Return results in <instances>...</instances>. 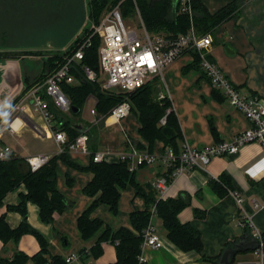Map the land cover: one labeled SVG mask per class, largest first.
I'll list each match as a JSON object with an SVG mask.
<instances>
[{
  "label": "crops",
  "instance_id": "0c3cea01",
  "mask_svg": "<svg viewBox=\"0 0 264 264\" xmlns=\"http://www.w3.org/2000/svg\"><path fill=\"white\" fill-rule=\"evenodd\" d=\"M200 1L210 12H215L231 0ZM4 2L2 8L7 5L8 0H2V3ZM263 8L264 0H244L235 16L210 32L213 43L206 50L208 57L217 62L243 94H256L262 97H264ZM137 12L140 21L142 16L139 9ZM2 20L0 17V25L4 26ZM142 22L144 23L143 18ZM4 29L0 28L2 39L7 33ZM0 50L10 49L8 46H2ZM27 56L34 55L22 54L19 58L0 57V128L4 129L0 134V140L3 141L0 146L8 145L13 153L23 157L37 153L58 154L63 150V146L53 137V129L59 128L54 113L53 118L47 122L31 104H24L23 114L13 119L14 108L22 102L28 90L26 88L37 83L31 81L34 80L36 73L32 77L28 73H23L21 60ZM193 60V51L190 49L168 65L159 75L160 93H167L172 101L182 129L181 145L189 142L192 146L201 148L216 142L212 132L213 126L218 132L219 139L223 141L232 139L239 131L251 126V122L238 107L232 105L224 94H221L220 90L219 94L215 95L214 87L209 77L204 75L201 66L199 68L189 66ZM26 77H30V80L27 81ZM74 122L82 127L88 126L79 121ZM120 122L126 131H116V138L111 143H100L98 139L100 134L96 130L90 135V152L68 148L67 154L72 163L58 160L57 186L71 204L52 222H44L39 214V206L32 201L27 202V220L48 239L50 255L65 257L71 253H80L83 249L86 251L96 243L103 231L104 226L94 236L85 239L78 226L80 215L96 197L86 194L83 190L93 177V173L87 168L92 154L96 151L110 150L113 159L109 162H117L119 153L138 147L137 141L145 145V148L141 149L149 150L147 141L139 133L140 121L133 110ZM9 123H12L13 129L9 128ZM165 148L164 142L157 140L152 151H149L160 154ZM166 170L163 161L158 159L154 164L141 165L132 171H135V180L142 186V191L154 192L157 198L188 196L189 203L178 216L181 222L191 223L199 229L206 255L220 254L231 241L249 232L241 224L244 216L249 226L251 224V227L258 229L261 234L264 233V145L261 142H247L236 153L213 156L205 168L197 167L175 175L171 174L172 180L167 192L161 195L152 182ZM222 173L231 178L233 189L219 194L211 180L218 179ZM234 191L243 197L242 205L238 203ZM26 192L27 187L22 183L9 191L0 205V215H5L11 227L18 226L23 215L9 206L19 204L21 195ZM254 199L259 203L258 206L254 205ZM146 206V197L143 193L137 192L133 184H128L121 189L119 210L116 213L108 204L101 203L94 207L90 217L101 218L105 225L114 230L120 226L133 228L130 213L142 210ZM197 211H203L204 215L198 216ZM151 220L161 234L164 246L146 250L150 264H215L203 259L200 252L181 250L171 241L162 218L156 213H153ZM250 231L252 232L251 229ZM102 246L103 251L99 256L95 257L86 251L73 264H111L116 261V244L106 240L102 242ZM39 249L40 243L31 233L23 234L18 241L5 242L0 239L2 257H12L17 250L33 255ZM26 264H33V261L30 260Z\"/></svg>",
  "mask_w": 264,
  "mask_h": 264
},
{
  "label": "trees",
  "instance_id": "16d2710c",
  "mask_svg": "<svg viewBox=\"0 0 264 264\" xmlns=\"http://www.w3.org/2000/svg\"><path fill=\"white\" fill-rule=\"evenodd\" d=\"M243 1L231 0L215 12H210L200 0H190L191 14L181 9L179 0H112L111 4L116 6L115 4L119 3L123 18L127 17L129 13H135L138 7L145 26L149 31H163L168 36H173L188 31L191 24L194 25L198 34L212 32L217 26L235 16L240 11ZM108 2V0H90L89 17L95 23L99 21L104 8L109 4ZM89 31L90 29L87 27L83 35H80L72 42L68 51L74 49ZM100 44V37L98 34H94L91 46L86 49L85 57L79 63L72 65L71 72L75 75L76 81L72 84L63 85L64 90L71 99L72 106L79 108L80 111L88 97L94 95L98 98V113L106 114L110 108L126 99L127 96V99L131 102L133 112L140 121L139 133L147 141L149 150L152 151L154 143L157 140H161L164 142L165 147H172L177 154L180 153L183 138L181 125L173 109L171 99L167 96L159 98V77H154L141 87L130 92H111L103 88L100 80L93 81L86 77L83 72L85 65L100 73L98 56ZM192 51L194 60L189 66L199 68V53L196 50ZM41 53L43 52L40 50H23L17 54L40 55ZM10 54L14 53L2 56L6 57ZM64 54L65 52L45 53L47 56L43 60L42 72L38 73L34 80L31 81L34 83L42 81L46 74L62 61ZM204 75L206 76L205 73ZM26 80L29 81L30 77H26ZM29 88L30 86L26 90ZM219 92L218 89L214 88L215 95H218ZM51 110L54 113V119L57 120L59 129L66 131L69 142L82 132L81 129L84 127L68 118L52 101ZM164 115H166V123L162 124L161 118ZM212 130L216 141H220L214 126ZM95 131H89V134L93 135ZM0 144H3L2 140H0ZM137 145L140 148H145V145L140 141H137ZM67 152L68 144H64L61 152L52 155L37 170L31 169L26 157L13 152L9 157L0 159V205L3 204L4 197L9 191L17 188L22 183L27 187V192L21 195L20 203L9 206L10 209L21 212L23 215L21 223L16 227H11L5 215H0V239L5 242L9 240L18 241L23 234L31 233L36 236L40 243L39 251L33 255H29L23 250H17L12 257L0 256V264H26L30 260L33 261V264L65 263L64 257L50 255L48 239L29 224L26 204L28 201L36 203L39 206L40 217L44 222H52L59 213L63 212L71 204L57 186L58 160L62 159L72 163ZM87 168L93 173V177L84 186L83 190L86 194L96 197L80 215L78 226L85 239L94 236L104 226L96 243L86 250L91 255L99 256L103 251L102 242L110 240L116 244L117 251V259L111 264H137L143 241L142 232L150 223L153 213L162 218L169 238L181 250H195L202 253L203 259L214 263L221 255L222 252L216 256L206 255L199 229L191 223L181 222L179 219V212L189 203L188 196L179 195L178 197L163 199L155 197L154 192L146 193L142 191V186L135 180V171L129 168L128 160L117 162L94 161L93 156H91V162ZM174 169L175 167L173 166L165 172L169 181L172 180L171 174ZM211 183L219 194H224L227 190L233 189L232 180L226 173H222L218 179H212ZM128 184H133L137 192H142L146 197L147 203L144 209L134 210L130 213L133 228L120 226L114 230L109 225H105L101 218L90 217L94 207L101 203L108 204L110 209L116 213L119 210L121 189H124ZM197 215L203 216L204 212L197 211ZM242 219V224L246 227L245 230L250 231L251 228L247 220ZM262 236L264 239V233H262ZM86 251L83 249L80 253L83 255Z\"/></svg>",
  "mask_w": 264,
  "mask_h": 264
},
{
  "label": "built area",
  "instance_id": "2783aa9c",
  "mask_svg": "<svg viewBox=\"0 0 264 264\" xmlns=\"http://www.w3.org/2000/svg\"><path fill=\"white\" fill-rule=\"evenodd\" d=\"M183 11L192 13L190 0H179ZM140 14V13H139ZM142 34L136 28L127 24L122 16L119 5L106 10L99 18V21L92 26V30L77 43L71 51L65 52L62 61L49 71L42 81L30 87L24 94L23 100L14 108V118L21 116L25 110L24 104H31L32 108L40 112L41 116L49 122L53 118L51 101L61 110L72 109L70 97L63 88L64 84H72L76 81L72 74L73 64L79 63L91 46L92 37L98 34L101 44L98 49L100 73H97L88 65L83 67V72L90 80H100L104 89L111 92H130L135 90L154 77H159L163 70L181 57L185 52L196 50L199 53L200 66L209 77L212 86L220 90L226 99L238 107L250 120L251 126L239 131L230 140H220L205 145L201 148L192 146L189 142L181 145L180 153H176L172 147H166L163 153L156 154L147 149L134 147L131 151L119 153L118 160H128L129 168L146 164H154L161 159L167 170L175 167L172 175L186 169L205 168L211 158L216 155L236 153L242 145L251 141H259L264 145V97L256 94H243L240 88L226 75L217 62L211 60L206 50L213 43L210 32L198 34L193 24L188 31L173 36L165 33H153L149 31L142 22ZM102 75L106 79L101 80ZM169 97L167 93L161 92L159 98ZM92 100L90 113L95 120L101 121L104 118L112 121H121L132 111L131 102L126 98L114 105L106 114H99L97 111L98 98L90 95ZM161 123H166V115L161 118ZM9 128L13 129L12 123ZM0 128V134L3 133ZM89 127L81 129V133L72 141H68L65 130L53 129V137L60 145L68 144L69 149L90 152ZM42 131V130H38ZM12 153L8 145L0 146V159H5ZM112 151H96L92 154L94 161H110ZM52 155L48 153H37L26 157L32 170L42 167ZM166 170V171H167ZM168 176L164 173L157 176L152 184L157 191L164 195L169 186ZM240 205L243 197L236 191L233 192ZM254 199V205L258 206ZM246 219V217H243ZM247 220V219H246ZM248 222V221H247ZM243 222H241L242 224ZM249 224V223H248ZM251 227V224H250ZM252 233L263 243L264 239L258 229L251 227ZM141 253L138 256L137 264H150L146 257L148 248H161L164 241L161 234L152 224V220L142 232ZM249 257L235 259V264H263L264 245L261 244L255 249L245 252ZM81 253H71L64 257V264H73L78 261Z\"/></svg>",
  "mask_w": 264,
  "mask_h": 264
},
{
  "label": "rangeland",
  "instance_id": "374dc122",
  "mask_svg": "<svg viewBox=\"0 0 264 264\" xmlns=\"http://www.w3.org/2000/svg\"><path fill=\"white\" fill-rule=\"evenodd\" d=\"M108 1L109 4L106 7L109 8L105 7L102 14L115 7L114 4H111L112 0ZM89 2L90 0H8L7 5L2 8L1 6L5 2L2 3L0 0V17L3 19L1 22L4 23V26L0 25V28L4 29L5 27L4 30L7 31L3 39L0 31V47L8 46L10 49L0 50V57L4 54L14 53L5 58H19L22 54L17 53L23 50H40L43 53L22 58L21 64L23 73H28L30 77L35 73H41L43 60L47 56L45 53H68L72 42L83 35L87 27L90 31L92 30L95 22L89 17ZM115 5H119V3ZM111 6L113 7L110 8ZM137 10L138 7L135 13H129L127 17H124V20L136 28L141 35L142 24L141 20L139 21ZM103 79H106V75H102L101 80ZM92 102V100H86L79 112H74L72 109L62 112L72 121L88 125L89 131H99L100 143H111L116 138V131L126 130L121 127L120 121L104 118L94 122L93 115L90 113ZM249 256V253H239L236 259Z\"/></svg>",
  "mask_w": 264,
  "mask_h": 264
},
{
  "label": "water",
  "instance_id": "95a60500",
  "mask_svg": "<svg viewBox=\"0 0 264 264\" xmlns=\"http://www.w3.org/2000/svg\"><path fill=\"white\" fill-rule=\"evenodd\" d=\"M264 76V70H263ZM74 112H78L79 108L72 106ZM260 239L256 237L251 231L246 232L244 235L238 239L231 241L225 249L222 251L221 255L215 261V264H231L239 253H245L248 250L255 249L260 246Z\"/></svg>",
  "mask_w": 264,
  "mask_h": 264
},
{
  "label": "flooded vegetation",
  "instance_id": "af4514ba",
  "mask_svg": "<svg viewBox=\"0 0 264 264\" xmlns=\"http://www.w3.org/2000/svg\"><path fill=\"white\" fill-rule=\"evenodd\" d=\"M263 10H264V8H263ZM236 259V258H235ZM235 259H234V261L233 262H231V264H234V262H235Z\"/></svg>",
  "mask_w": 264,
  "mask_h": 264
}]
</instances>
